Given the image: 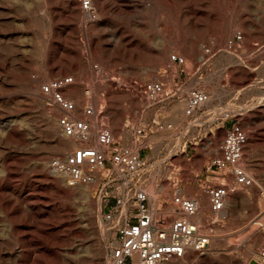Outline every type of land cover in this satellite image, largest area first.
I'll use <instances>...</instances> for the list:
<instances>
[{
	"label": "rangeland",
	"instance_id": "rangeland-1",
	"mask_svg": "<svg viewBox=\"0 0 264 264\" xmlns=\"http://www.w3.org/2000/svg\"><path fill=\"white\" fill-rule=\"evenodd\" d=\"M68 1L0 0V122H17L15 134L0 128V179L2 162L16 169L0 192V264H17L21 255L30 190L44 199L33 224L26 220L43 264H110L118 230L132 210L131 185L106 165L95 170L91 185L69 186L64 176L49 173L48 164L80 147L97 146V113L87 115L86 108L108 116L115 140L113 128L123 116L144 129L160 114L171 113L173 87L152 99L144 86L165 79L174 83L171 71L158 74L155 67L176 66L175 56L184 58L178 64L179 97L188 89L187 102L191 92L199 90L209 101L198 111L180 105L181 118L176 113L170 122L179 125L178 136L175 124L170 128L167 120L153 126L155 149L149 159V151L142 154L146 167L138 183L157 205L168 203L158 215L163 226H169V215L179 214L172 202L177 191L183 190L186 197L194 191L208 203L204 188L222 179L218 170L206 172L217 154L214 149L212 159L205 155L203 145L212 137L197 127L219 118L232 126L239 123L249 136L241 165L252 183L236 185L227 198L232 206L225 212L214 215L209 205L205 212L202 209L196 220L212 228L216 237L205 253L192 254L186 261L263 264L264 0H90L91 16L83 12L89 0H75L72 7ZM62 77L71 78L72 89L68 86L64 96L75 101L77 117L91 121L89 141L62 135L58 118L65 112L41 92L43 85ZM48 109L53 114L50 127ZM135 133L143 139V133ZM134 146L128 148L136 150ZM203 167L204 187L199 188L197 176ZM226 182L233 183L231 177ZM96 245L101 258L93 260ZM78 256L85 261H76Z\"/></svg>",
	"mask_w": 264,
	"mask_h": 264
},
{
	"label": "built area",
	"instance_id": "built-area-1",
	"mask_svg": "<svg viewBox=\"0 0 264 264\" xmlns=\"http://www.w3.org/2000/svg\"><path fill=\"white\" fill-rule=\"evenodd\" d=\"M87 2H85L86 6ZM237 39H241L238 35ZM174 61L184 63V58L174 57ZM71 83L70 77H62L52 81L46 90L52 91V99L67 113L76 110L73 100L64 96L63 88ZM49 88V89H48ZM145 93L152 99L162 94L163 85L160 82L149 83L144 86ZM208 100V94L199 90L191 92L187 102L191 111H198L204 107ZM86 114L97 113L99 125L97 132L98 147H82L68 154L66 159L60 157L50 161V168L54 172L64 173L69 186L94 183L95 170L103 169L108 165L113 171L121 174V181L131 185L133 196L130 199L132 210L126 212L125 223L118 230V242L112 248V261L114 264H186L184 260L195 253H205L216 237L213 229L206 228L201 220L196 217L202 209L196 198L183 195L179 190L173 196L172 202L179 210V214L168 217L169 226H163L158 219L163 214L164 203L157 205L153 202L151 194L144 190L138 183L139 175L146 167V162L137 150L123 147L114 150L115 139L109 126L108 116L103 111H97L93 107L85 109ZM62 135L68 137L80 136L87 139L92 126L91 121L72 118L63 115L59 118ZM137 133L141 134L142 130ZM249 136L239 123H234L227 132L220 151L222 155L216 156L210 167L219 172L220 183L209 184L204 188L208 197V205L214 215L225 209V201L229 192L234 193V187L227 184V178L233 176L236 183L247 185L251 179L240 167L239 160L243 155V149L248 143ZM110 153V154H109ZM88 168L89 170H85ZM137 180V181H136ZM120 203L121 201L118 200ZM168 204V203H166ZM264 255V252H263ZM264 261V257H263Z\"/></svg>",
	"mask_w": 264,
	"mask_h": 264
},
{
	"label": "crops",
	"instance_id": "crops-1",
	"mask_svg": "<svg viewBox=\"0 0 264 264\" xmlns=\"http://www.w3.org/2000/svg\"><path fill=\"white\" fill-rule=\"evenodd\" d=\"M163 52H164L163 49L159 50L160 57H162ZM155 71L158 74H162L163 72L171 71V73L174 76V78L172 80V82H174V83H172V84L171 83L168 84L167 79H165L164 81L161 82L163 85V91L165 93H167V91L170 89V87H173V89L175 90V95L169 94L170 95L169 99H171V104L168 106V108L171 110V113L169 112V114H167V116H165V117H163V114H160V116H158L160 118L159 120L154 118L153 119L154 121L151 122V126L148 128H144V129L139 128L140 127L139 124L131 125V123H130L131 119L127 118L126 116L119 118V122L113 128V132H114L115 137H116V140H115L116 143L114 145V150H119L123 147H128L132 144H135L134 147L136 148L137 151H139L141 156L143 153H146V151H149V154L146 155V157H147L146 159H149V157H151L153 155V150L155 149V146H154L155 140H152V137L155 136V135H153V134H155V129L153 126L155 124H156L155 126L161 125L159 123L160 120L163 122H164V120H167L166 124H168L169 127L172 128V126L175 123L170 124V122L174 121V117H175L176 113H177L178 119L181 118L180 116H182V114L179 112V109H181L180 105L187 106V102H186L185 98L188 94V89L183 91V95H182L183 97L182 96L179 97V65L176 64V66H172L171 68H168L166 63H160L158 66L155 67ZM163 76L164 75H162V77ZM204 108L206 109V107H204ZM204 108H202V110H204ZM203 126L204 127L198 126L197 131L202 132V131H205L207 129V131H208L207 133L210 134V136L212 137V140H209L207 145L206 144L203 145L204 150L208 151V153H206L205 155L208 157V159H212L210 153L212 150L215 149L216 154L218 156H220L221 155L220 146H221L227 132L231 129L232 125L230 124V122H227L226 120H224L222 118H219L217 121H214L210 124L204 123ZM140 129L142 130V133L144 136L143 139H140L135 133ZM160 129H163V127H161ZM173 130L175 132L174 134L176 136H178L179 135V125L175 124V127L173 128ZM204 169H205V167H203L201 169V171L198 173V176H197L198 182H199L197 187H199V188L204 187L203 186L204 184L200 183V181H202V177H204V174H203ZM216 170H217L216 168L210 167L208 165L206 172L211 174V173H214ZM143 174H145L144 171L140 175H143ZM146 176H147V172H146ZM208 177L205 179L204 182H207ZM228 178H230V177H228ZM231 180L233 182V183H231V186H233L236 190V185H238V183L235 182V180H234V178H232V176H231ZM182 192H183V190H182ZM186 195H188V197L192 196V197H196V199H198V200H201L203 212H205L206 209L208 210V203H206V198L204 196L201 197V195H199V193H195L194 191L192 193L188 192V194H186ZM226 203L227 204H225V206L227 208H229V207L231 208L232 204L227 200H226ZM202 209L199 213L202 212Z\"/></svg>",
	"mask_w": 264,
	"mask_h": 264
},
{
	"label": "bare ground",
	"instance_id": "bare-ground-1",
	"mask_svg": "<svg viewBox=\"0 0 264 264\" xmlns=\"http://www.w3.org/2000/svg\"><path fill=\"white\" fill-rule=\"evenodd\" d=\"M98 1V0H97ZM68 3H69V5H71V7L73 6V5H76V1L75 0H69L68 1ZM88 3V5H87V7H86V9H85V7L83 8L84 10H83V12L86 14V16H91V13H92V8H93V3H92V1H91V3H90V0L87 2ZM100 4V3H99ZM84 6V5H83ZM102 7H104V6H102ZM78 8V7H77ZM101 8V7H100ZM103 9V8H102ZM79 11V10H78ZM82 12V13H83ZM93 15V14H92ZM83 16V15H82ZM85 16V15H84ZM1 44V43H0ZM2 45V44H1ZM171 59V61H172V57L170 58ZM245 74V73H244ZM250 77V76H249ZM246 78V77H245ZM52 81H50L48 84H46V85H43L42 86V93L43 94H46V95H52V91L49 89V91H47L46 90V86H49V84L51 83ZM71 84V83H70ZM69 84V85H70ZM69 85H67L66 87H64L63 88V93L65 92V90L67 89V87L69 86ZM70 87H71V89H72V86H69L68 88L70 89ZM38 92V91H37ZM151 97H153L152 96V94H151ZM51 99H52V96H51ZM209 101V95H208V100H207V102ZM52 102H53V104H55L56 106H58L59 107V110H62L63 112H65V114L64 115H69V116H71L72 118H79V117H77V115H76V113H77V111H79L78 109H77V105H76V110L74 111V112H70V113H67L66 111H64L57 103H55L54 102V100L52 99ZM75 102V101H74ZM207 102L206 103H204V105L205 104H207ZM76 104V103H75ZM187 107H188V109H189V111H191V109H190V107H189V103L187 102ZM6 108H7V106H6ZM14 110V109H13ZM17 110V109H16ZM52 109H48L47 110V115H46V124H47V127H50V125H49V122H48V120L52 117V111H51ZM262 110V109H261ZM3 113V112H2ZM1 113V114H2ZM5 113V112H4ZM4 113L2 114V115H4ZM2 115H1V117H2ZM88 115V114H87ZM61 117V116H60ZM59 117V118H60ZM59 118H58V124H59ZM21 119V118H20ZM79 119H83V118H79ZM84 120H86V119H84ZM86 121H88V120H86ZM16 120H11V121H7V122H3V121H1L0 122V128H6L7 129V131L9 132V134L11 133H14L15 134V132H16V129H15V126H16ZM22 123V122H21ZM20 123V124H21ZM60 126V125H59ZM26 127V126H25ZM20 128L22 129V127L20 126ZM91 129H92V126H91V128H90V130H89V132H88V135H87V139L86 138H82V137H80V136H76V137H68V136H65V135H63L65 138L67 137V139L68 138H77L78 140H81V142L80 143H82V141H89V138H90V134H91ZM18 131V130H17ZM17 133V132H16ZM18 135V134H17ZM11 137V136H10ZM226 137V136H225ZM57 139V141H59L58 143H60L61 144V146L62 145H64L63 143H62V139H58V138H56ZM96 139H97V136H96ZM225 139V138H224ZM72 141V140H71ZM224 141V140H223ZM65 143V142H64ZM72 145H73V147H77L78 146V143L76 142V141H73L72 142ZM80 145V144H79ZM222 145V144H221ZM99 145H98V142H97V146H95V147H98ZM88 147V146H87ZM80 148H82V147H80ZM245 148V147H244ZM53 149V147H51V150ZM76 149V148H75ZM79 149V148H78ZM77 150V149H76ZM76 150H74V151H76ZM73 153V152H72ZM71 153V154H72ZM243 153H244V149H243ZM221 155H222V152H221ZM68 155H66L65 157H60L61 159H66V157H67ZM13 158V157H12ZM242 158H243V155L241 156V159L239 160V164H240V167L242 168V169H244V172L246 173V175L248 176V174H247V172H246V170H245V168L241 165V161H242ZM3 163V165H2V168H3V170H2V174H1V176H3V178H1V179H3V180H1L0 179V192L4 189V183L6 182V181H11V179L12 178H14L15 177V171H16V169H15V166H14V164L13 163H10L9 161H5V162H2ZM42 170H44V169H42ZM86 170H89L88 168H85V170L84 171H86ZM48 171H49V173H52L53 175H62V176H64L65 177V175H64V173H61V172H54L53 170H51V168H50V162H49V164H48ZM1 173V172H0ZM249 177V176H248ZM251 180H252V178L251 177H249ZM67 183V182H66ZM251 183H252V181H251ZM250 183V184H251ZM78 185H80V184H78ZM13 187V186H12ZM13 188H15V187H13ZM35 190V189H34ZM235 190V189H234ZM3 191H5V190H3ZM27 191V190H26ZM235 192V191H234ZM233 193V192H232ZM231 192H229V195L227 196V198L230 196V194H232ZM17 198H19V197H17ZM21 198V197H20ZM227 198H226V200H227ZM26 199L28 200L27 201V207H26V210H25V214L27 215L25 218H24V220H23V227L26 229V231L24 230V235H23V238L22 237H20V238H22L23 240H24V243H22V245H21V255L19 256V259H18V261H17V264H43V260H41L40 258H38V256H37V248H36V243L34 242V237H33V232H32V230H31V228H30V225H29V223H27V221L30 219V221L29 222H33V220H35L36 218H37V216H38V214H39V212H40V209L42 208V205H43V203H44V199L43 198H41L40 196H39V194H33L32 192H31V190H30V192H28V195L26 196ZM22 200V199H21ZM198 200V199H197ZM18 201H20V200H18ZM200 204H201V207H202V202L199 200L198 201ZM226 202V201H225ZM19 204V203H18ZM227 204V203H226ZM4 205V204H3ZM15 205V204H14ZM225 208H227L226 206H225ZM230 208V207H229ZM228 208V209H229ZM170 209V208H169ZM17 210V209H16ZM23 210V209H22ZM11 211V210H10ZM173 211H175V209L174 210H169V212H173ZM179 211V210H178ZM200 211H201V209H200ZM199 211V212H200ZM226 210H223L222 212H225ZM20 212H22V211H20ZM222 212H220V213H222ZM12 213V212H11ZM15 213H16V211H15ZM220 213H218V214H220ZM13 214V213H12ZM199 214V213H198ZM9 215L10 216H12L10 213H9ZM198 216V215H197ZM200 217V216H199ZM27 220V221H26ZM92 222H89V224H91ZM33 224V223H32ZM11 225H12V227L14 228V227H16L15 226V224H13V219H12V222H11ZM33 226V225H32ZM33 227H35V226H33ZM17 228V227H16ZM34 229V228H33ZM17 230V229H16ZM20 235V234H19ZM116 245V244H115ZM20 248V247H19ZM102 251V250H101ZM43 252H45V251H43ZM80 252V251H79ZM264 252V251H263ZM263 252H262V255H263ZM200 255V254H199ZM94 257L93 258H91V259H93V260H95L96 259V257L98 256L99 258H101V253H100V250H98L97 249V245L95 246V248H94V255H93ZM201 257V256H200ZM105 259V258H104ZM188 259V258H187ZM186 259V260H187ZM186 260H184V262L187 264V261ZM76 261H78L79 263H83L85 260L84 259H82L81 257H77L76 258ZM87 262V261H86ZM105 262V261H104ZM13 263H15V262H13ZM73 264L75 263V262H72ZM263 264H264V261L262 262ZM76 264H78V263H76ZM98 264H99V262H98ZM110 264H114L113 263V261H112V259H111V262H110Z\"/></svg>",
	"mask_w": 264,
	"mask_h": 264
}]
</instances>
